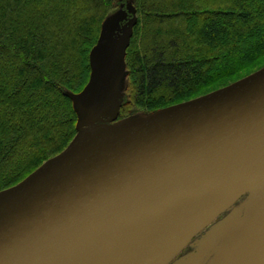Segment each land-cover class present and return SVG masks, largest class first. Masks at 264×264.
<instances>
[{
	"label": "water",
	"instance_id": "obj_1",
	"mask_svg": "<svg viewBox=\"0 0 264 264\" xmlns=\"http://www.w3.org/2000/svg\"><path fill=\"white\" fill-rule=\"evenodd\" d=\"M105 24L77 134L0 191V264H168L237 201L203 264H264V67L119 119L134 16Z\"/></svg>",
	"mask_w": 264,
	"mask_h": 264
},
{
	"label": "trees",
	"instance_id": "obj_2",
	"mask_svg": "<svg viewBox=\"0 0 264 264\" xmlns=\"http://www.w3.org/2000/svg\"><path fill=\"white\" fill-rule=\"evenodd\" d=\"M120 119L228 86L264 67V0H131ZM114 0H0V191L77 134L78 95Z\"/></svg>",
	"mask_w": 264,
	"mask_h": 264
},
{
	"label": "flooded vegetation",
	"instance_id": "obj_3",
	"mask_svg": "<svg viewBox=\"0 0 264 264\" xmlns=\"http://www.w3.org/2000/svg\"><path fill=\"white\" fill-rule=\"evenodd\" d=\"M121 89H122V94H123L122 103H124L125 101V77L121 83ZM119 119H120V116H119ZM241 205L231 208V210L226 214V216L232 210L240 207ZM222 220L219 223H215L214 225H213L214 223L213 222L211 224L213 225L211 228L207 229L208 227L211 226L209 225L206 228L199 231L197 234H195L191 242L186 246V248L168 264H203L206 258L208 257L209 253L211 252L212 247L216 244V242L220 239V237L222 236L224 232V229L220 230V223L222 222Z\"/></svg>",
	"mask_w": 264,
	"mask_h": 264
},
{
	"label": "rangeland",
	"instance_id": "obj_4",
	"mask_svg": "<svg viewBox=\"0 0 264 264\" xmlns=\"http://www.w3.org/2000/svg\"><path fill=\"white\" fill-rule=\"evenodd\" d=\"M114 2H115V5L117 6V9H116V12L110 17V19L107 21V23H109V22H111V21H113L117 16L119 17L120 15H122V14H127L128 15V18L126 19H124L123 20V22L125 23L127 20H129L130 18H133L134 16H136L135 15V13H134V6H133V4H132V1L131 0H114ZM138 17V16H137ZM138 21H139V18H138ZM106 23V24H107ZM134 33H135V30H134ZM120 91H121V93H122V89H121V87H120ZM82 92V91H81ZM80 92V93H81ZM79 93V94H80ZM144 115H147L146 113H139V114H137L136 116H134V117H139V116H144ZM128 118H130V117H128ZM244 201H245V198L243 197L242 199H240L239 201H237L232 207H230L229 209H227L225 212H223L221 215H219V217L217 218V219H215L212 223H213V225L215 224V223H219L225 216H226V214L231 210V208H233V207H235V206H238V205H241V204H244ZM231 213V212H230ZM229 213V214H230ZM228 214V215H229ZM227 217V216H226ZM225 219V218H224ZM223 219V220H224ZM222 220V221H223ZM211 223V224H212ZM211 224H209V225H211ZM221 224V223H220ZM208 225V226H209ZM213 225H211L210 227H208L207 229H209V228H211ZM207 227V226H206ZM205 227V228H206ZM186 248V247H185ZM184 248V249H185ZM176 260V259H175ZM174 260V261H175ZM173 261V262H174Z\"/></svg>",
	"mask_w": 264,
	"mask_h": 264
}]
</instances>
